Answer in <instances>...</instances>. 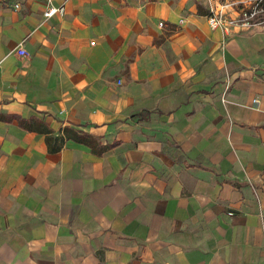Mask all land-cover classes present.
<instances>
[{"label":"crops","instance_id":"1","mask_svg":"<svg viewBox=\"0 0 264 264\" xmlns=\"http://www.w3.org/2000/svg\"><path fill=\"white\" fill-rule=\"evenodd\" d=\"M225 2L0 0V264H264V27Z\"/></svg>","mask_w":264,"mask_h":264},{"label":"built area","instance_id":"2","mask_svg":"<svg viewBox=\"0 0 264 264\" xmlns=\"http://www.w3.org/2000/svg\"><path fill=\"white\" fill-rule=\"evenodd\" d=\"M63 11L64 8L50 6L44 15L50 17ZM207 19L211 29L219 30L225 35L264 27V0H230L221 4L220 7L212 8ZM160 26L164 25L161 23ZM17 54L20 57L28 56V52L23 47L17 50Z\"/></svg>","mask_w":264,"mask_h":264},{"label":"trees","instance_id":"3","mask_svg":"<svg viewBox=\"0 0 264 264\" xmlns=\"http://www.w3.org/2000/svg\"><path fill=\"white\" fill-rule=\"evenodd\" d=\"M21 123L25 126V127H27L26 126V124H25V122H23V121H21ZM28 129H30L29 127H27ZM45 132H46V130H44ZM67 138H69V137H67ZM79 140H81V141H87L86 139H79ZM50 141V138L48 137V142ZM63 141H64V139H63ZM49 144H50V142H49ZM60 148V146H53V147H51V150L52 151H56V150H58Z\"/></svg>","mask_w":264,"mask_h":264}]
</instances>
